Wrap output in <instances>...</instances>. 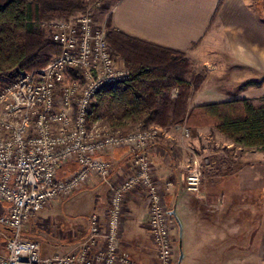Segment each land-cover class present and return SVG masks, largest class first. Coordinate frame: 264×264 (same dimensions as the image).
Listing matches in <instances>:
<instances>
[{"label":"built area","instance_id":"1","mask_svg":"<svg viewBox=\"0 0 264 264\" xmlns=\"http://www.w3.org/2000/svg\"><path fill=\"white\" fill-rule=\"evenodd\" d=\"M42 24L61 52L47 66L0 83V226L8 232L0 264H138L121 248L127 196L138 190L149 203L148 223L161 264H175L173 220L149 155L157 129L139 124L123 133L89 121L99 92L128 81L133 71L119 64L107 27L94 13ZM184 134L190 137L191 129ZM123 146L134 152L132 169L114 181L111 163L99 155ZM69 163L76 167L59 176ZM208 165L197 157L190 162L188 192H201ZM94 176L110 187L107 213L91 215L78 247L44 256L40 242L23 236L24 224Z\"/></svg>","mask_w":264,"mask_h":264},{"label":"crops","instance_id":"2","mask_svg":"<svg viewBox=\"0 0 264 264\" xmlns=\"http://www.w3.org/2000/svg\"><path fill=\"white\" fill-rule=\"evenodd\" d=\"M111 22L129 36L185 53L205 70L191 106L264 96V0H120ZM154 127L159 138L149 155L172 232L182 237V264H264V151L241 147L210 126L192 128V137L183 124ZM203 154L209 165L202 190L188 192L187 167ZM99 156L111 163L114 181L132 169L130 147ZM100 185L94 203L105 216L109 187ZM149 217L144 191L128 194L121 248L138 264H154ZM5 247L6 241L0 251Z\"/></svg>","mask_w":264,"mask_h":264},{"label":"trees","instance_id":"3","mask_svg":"<svg viewBox=\"0 0 264 264\" xmlns=\"http://www.w3.org/2000/svg\"><path fill=\"white\" fill-rule=\"evenodd\" d=\"M81 9L80 0H0V76L16 79L20 71L47 66L61 50L44 38L41 24L69 18ZM107 39L133 75L99 92L90 109V122L123 133L139 124L211 126L241 147L264 151V96L192 107L193 81L186 77L188 61L181 59L185 53L120 32L111 19ZM173 89L178 90L175 97L170 94Z\"/></svg>","mask_w":264,"mask_h":264},{"label":"rangeland","instance_id":"4","mask_svg":"<svg viewBox=\"0 0 264 264\" xmlns=\"http://www.w3.org/2000/svg\"><path fill=\"white\" fill-rule=\"evenodd\" d=\"M80 2L83 4L84 9L73 12L72 16L91 12L96 15L99 23L107 27V24L111 19V7L114 2L110 0H80ZM53 20H55V18ZM41 30L44 38L50 39V32L45 25L43 26V24H41ZM109 44L113 55L116 57L117 61H119V64L121 66L128 67L124 59L114 52L111 43ZM181 59H186L188 61L186 77L193 81L191 90L192 97L194 90L200 87L201 83L204 81L206 72L202 68H195L194 64L187 57ZM6 80H8V78L0 76V83L5 82ZM174 92L175 89H173L170 94L173 96ZM150 127L155 129L154 125H151ZM192 128H190V137H192ZM196 157L198 159H202L203 161L206 160V156L204 154L201 157ZM75 167L76 166L73 163L67 164L59 172V176L62 177L68 175L67 172L73 170ZM90 181L72 195L54 200L42 211L32 215L24 224L23 236L27 239L40 242L44 256L67 253L78 247L85 240L90 228V217L93 213L97 212L94 203L96 193H100V190H102L100 180L97 187L90 185ZM104 188V197L106 201L109 202L110 187L109 190L105 186ZM7 235L8 232L6 229L0 226V245L3 246ZM173 239L175 244V264H182L184 253L182 237L179 231L173 234ZM181 243L182 247L180 246ZM153 245V250L151 251L153 263L161 264L160 258L158 256V250L154 242Z\"/></svg>","mask_w":264,"mask_h":264},{"label":"water","instance_id":"5","mask_svg":"<svg viewBox=\"0 0 264 264\" xmlns=\"http://www.w3.org/2000/svg\"><path fill=\"white\" fill-rule=\"evenodd\" d=\"M170 214H171V212H170ZM180 246L182 247V243L180 244Z\"/></svg>","mask_w":264,"mask_h":264}]
</instances>
